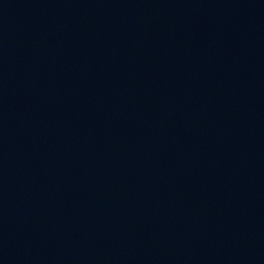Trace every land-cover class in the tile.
Here are the masks:
<instances>
[{
	"label": "water",
	"instance_id": "95a60500",
	"mask_svg": "<svg viewBox=\"0 0 264 264\" xmlns=\"http://www.w3.org/2000/svg\"><path fill=\"white\" fill-rule=\"evenodd\" d=\"M0 264H264V0H0Z\"/></svg>",
	"mask_w": 264,
	"mask_h": 264
}]
</instances>
